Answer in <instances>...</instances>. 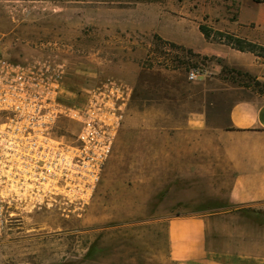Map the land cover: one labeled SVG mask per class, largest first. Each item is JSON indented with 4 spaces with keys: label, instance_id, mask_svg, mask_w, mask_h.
<instances>
[{
    "label": "rangeland",
    "instance_id": "rangeland-1",
    "mask_svg": "<svg viewBox=\"0 0 264 264\" xmlns=\"http://www.w3.org/2000/svg\"><path fill=\"white\" fill-rule=\"evenodd\" d=\"M249 2L264 14L255 0H0V55L29 61L55 50L66 64L68 102L82 105L86 91L123 82L133 89L128 117L142 112L170 130L200 113L226 116L248 92L264 95V80L247 70L164 43L190 30L181 25L233 35L231 23ZM193 70L202 75L197 81L189 79ZM57 132L77 144V124L62 120ZM40 159L11 157L14 217L0 237V264H170L167 221L160 219L226 207L224 200L144 203L128 164L106 171L110 157L89 197L72 186L70 168L59 178ZM244 211L264 226V213Z\"/></svg>",
    "mask_w": 264,
    "mask_h": 264
},
{
    "label": "crops",
    "instance_id": "crops-1",
    "mask_svg": "<svg viewBox=\"0 0 264 264\" xmlns=\"http://www.w3.org/2000/svg\"><path fill=\"white\" fill-rule=\"evenodd\" d=\"M257 9L255 17L252 10ZM199 27L181 25L190 30L167 39L264 80V58L207 40ZM230 31L264 47L259 5L249 2L241 8ZM145 118L142 112L133 118L126 115L106 171L128 164L135 186L142 185L144 203L159 198L182 206L226 202L218 211L160 219L167 221L169 263L264 264V226L244 211L264 213V95L248 92L226 116L204 112L170 130Z\"/></svg>",
    "mask_w": 264,
    "mask_h": 264
},
{
    "label": "built area",
    "instance_id": "built-area-1",
    "mask_svg": "<svg viewBox=\"0 0 264 264\" xmlns=\"http://www.w3.org/2000/svg\"><path fill=\"white\" fill-rule=\"evenodd\" d=\"M201 76L193 70L189 79L197 81ZM65 78L66 64L55 50L38 53L29 61L0 55V237L14 217L11 157L41 158L40 168L53 170L59 178L70 168L77 176L72 186L90 197L112 154L133 89L123 82H110L86 91L80 105L68 102ZM62 120L79 126L77 144L58 135Z\"/></svg>",
    "mask_w": 264,
    "mask_h": 264
},
{
    "label": "trees",
    "instance_id": "trees-1",
    "mask_svg": "<svg viewBox=\"0 0 264 264\" xmlns=\"http://www.w3.org/2000/svg\"><path fill=\"white\" fill-rule=\"evenodd\" d=\"M257 1V0H255ZM200 32L203 34V36L207 40H214V41H219L221 44H225L227 46H230L232 49L240 51V52H248L252 53L258 57L264 58V47L259 46L255 43H252L248 40L236 37L234 35H227L221 31L214 30L212 27L200 24ZM160 41H163L161 38H159ZM165 45L169 46L171 49H182L184 51H187L189 55L195 56V53L191 49H186L182 46H178L175 43L164 41ZM196 56H200L196 54ZM261 85V84H259Z\"/></svg>",
    "mask_w": 264,
    "mask_h": 264
}]
</instances>
